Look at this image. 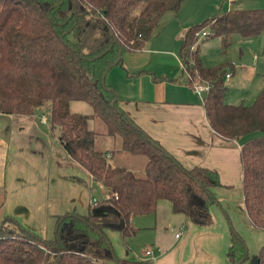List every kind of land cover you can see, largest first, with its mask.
<instances>
[{"label":"trees","instance_id":"obj_1","mask_svg":"<svg viewBox=\"0 0 264 264\" xmlns=\"http://www.w3.org/2000/svg\"><path fill=\"white\" fill-rule=\"evenodd\" d=\"M183 1L0 0V115L31 117L42 111L62 150L108 196L85 216L56 217L49 241L4 220L0 264H129L116 257L109 235L131 238L136 230L130 219L154 214L160 201L194 226L211 224L209 209L217 205L213 191L228 188L211 170L182 168L125 115L105 84L116 59L141 50L161 17L177 13ZM201 32L207 35L198 40ZM262 32L264 6L227 11L191 26L178 54L187 74L208 85L202 107L216 136L237 141L261 134L239 150L242 205L249 225L257 230H264V78L250 106L226 104L225 68L205 67L197 46L221 38V50L226 51L234 36L250 39ZM74 102L86 104L90 113H73ZM91 120L102 123V133L88 128ZM100 137L108 140L99 143ZM113 153L143 158L141 175L112 163ZM226 258L231 264H264V245L248 257L232 233Z\"/></svg>","mask_w":264,"mask_h":264},{"label":"crops","instance_id":"obj_2","mask_svg":"<svg viewBox=\"0 0 264 264\" xmlns=\"http://www.w3.org/2000/svg\"><path fill=\"white\" fill-rule=\"evenodd\" d=\"M262 2L264 6V0H185L177 13L161 17L141 50L122 54L120 65L106 73L105 84L114 91L118 107L147 137L182 168L211 170L228 188L213 191L217 205L210 207L211 224L206 227L172 214L165 201L157 203L154 214L131 218L130 225L136 230L131 238L109 235L117 258L129 264H231L226 258L232 234L229 203L234 201L246 217L239 164L245 140L226 141L210 130L202 107L204 94L194 91L203 84L187 74L178 54L191 26L227 11L262 9ZM254 38L234 36L232 43ZM218 39L222 52V39ZM229 66L224 85L235 69ZM226 96V104L243 105L242 101L227 102ZM106 198L107 190L62 150L42 111L31 117L0 115V225L12 220L49 241L56 217L66 213L85 216L93 211L92 201ZM132 241L142 249L133 251ZM146 249L154 258L144 256Z\"/></svg>","mask_w":264,"mask_h":264},{"label":"rangeland","instance_id":"obj_3","mask_svg":"<svg viewBox=\"0 0 264 264\" xmlns=\"http://www.w3.org/2000/svg\"><path fill=\"white\" fill-rule=\"evenodd\" d=\"M263 7V2H262ZM220 40L218 38L204 41L198 46V56L205 67H214L223 65L226 72H230L234 65L235 69L231 79L225 83L227 88L226 101H242L243 105H250L255 100V95L259 89L261 78L264 77V32L260 33L256 38L250 41H242L235 39L232 45L226 51H220ZM254 99V100H253ZM45 109V108H43ZM70 110L77 114H89V107L81 102L70 104ZM47 113V110H44ZM88 128L102 133L104 127L98 120L88 122ZM261 135L253 133L240 140H248ZM105 139L99 138V143ZM112 163L130 169L136 175H141L144 159L138 156H130L124 153H113ZM120 155V156H119ZM231 210V220L229 227L244 244L248 257L257 255L264 245V230H257L249 225L243 213L238 211V206L234 201L229 203ZM243 212V211H242ZM109 241L114 245L112 238ZM115 246V245H114ZM130 247L133 251L142 249L139 243L131 242ZM99 264H114L112 261L106 260Z\"/></svg>","mask_w":264,"mask_h":264},{"label":"built area","instance_id":"obj_4","mask_svg":"<svg viewBox=\"0 0 264 264\" xmlns=\"http://www.w3.org/2000/svg\"><path fill=\"white\" fill-rule=\"evenodd\" d=\"M206 35H207L206 32H201L198 36V40L204 38ZM228 78H229V74H225L224 79H228ZM207 90H208V85H197L194 87V91L196 92V94H199V95L206 93ZM42 121L44 122V119H42ZM107 198H108V196H107ZM95 204H96L95 201L91 202V206H94ZM177 237H178V235L175 236V238H177ZM144 256L146 258H154L151 250H149V249H146L144 251Z\"/></svg>","mask_w":264,"mask_h":264},{"label":"water","instance_id":"obj_5","mask_svg":"<svg viewBox=\"0 0 264 264\" xmlns=\"http://www.w3.org/2000/svg\"><path fill=\"white\" fill-rule=\"evenodd\" d=\"M119 57L116 59V61L114 62V64L112 65V67L116 66V63L119 61ZM105 75V74H104ZM104 75H103V78H104ZM253 264H255V261H253Z\"/></svg>","mask_w":264,"mask_h":264}]
</instances>
